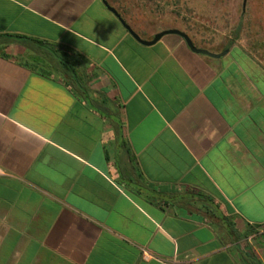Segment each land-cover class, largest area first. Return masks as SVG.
I'll list each match as a JSON object with an SVG mask.
<instances>
[{
  "label": "crops",
  "instance_id": "0c3cea01",
  "mask_svg": "<svg viewBox=\"0 0 264 264\" xmlns=\"http://www.w3.org/2000/svg\"><path fill=\"white\" fill-rule=\"evenodd\" d=\"M194 45L0 0V264H264V54Z\"/></svg>",
  "mask_w": 264,
  "mask_h": 264
},
{
  "label": "rangeland",
  "instance_id": "374dc122",
  "mask_svg": "<svg viewBox=\"0 0 264 264\" xmlns=\"http://www.w3.org/2000/svg\"><path fill=\"white\" fill-rule=\"evenodd\" d=\"M113 5L149 39L176 28L210 50L240 39L264 54V0H115Z\"/></svg>",
  "mask_w": 264,
  "mask_h": 264
},
{
  "label": "water",
  "instance_id": "95a60500",
  "mask_svg": "<svg viewBox=\"0 0 264 264\" xmlns=\"http://www.w3.org/2000/svg\"><path fill=\"white\" fill-rule=\"evenodd\" d=\"M102 2L110 11H112L114 14H116L118 16L119 20L122 22V24L125 26V28L129 31V33L133 36V38H135L137 41H139L142 44L152 45V44H155L157 41H159L165 35H177L185 41L186 45L188 46V48L192 52L205 54V55H208L211 57H221L227 53V50H224L220 53H213V52H210L206 49L198 48L194 45V43L192 42L190 37L184 31H181V30L176 29V28H170V29L162 30V31L156 33L152 39L144 40L124 21V19L118 14V12L115 10V8L112 7L108 3L107 0H102Z\"/></svg>",
  "mask_w": 264,
  "mask_h": 264
},
{
  "label": "trees",
  "instance_id": "16d2710c",
  "mask_svg": "<svg viewBox=\"0 0 264 264\" xmlns=\"http://www.w3.org/2000/svg\"><path fill=\"white\" fill-rule=\"evenodd\" d=\"M113 1L115 2V0H113ZM113 1H108V3H109L110 5H113ZM14 37H16V38H18V39H20V40H22L23 42H26V43H27L28 40H31V38H28V37H26V36L15 35ZM226 48H227V47H226ZM226 48H225V49H226ZM37 49H39V47L36 48V50H37ZM45 53H46L47 57L49 58V62H50L52 65H57V63L61 62V61L59 60L58 56H57L54 52H52L51 50H47V51H45ZM61 64L64 66V68L68 69V68L65 66V64H64L63 62H61ZM68 70H69V69H68ZM69 72H70V71H69Z\"/></svg>",
  "mask_w": 264,
  "mask_h": 264
}]
</instances>
